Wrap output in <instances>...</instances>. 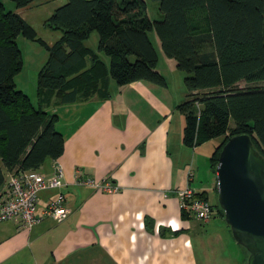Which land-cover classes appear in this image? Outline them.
Instances as JSON below:
<instances>
[{"label": "trees", "instance_id": "1", "mask_svg": "<svg viewBox=\"0 0 264 264\" xmlns=\"http://www.w3.org/2000/svg\"><path fill=\"white\" fill-rule=\"evenodd\" d=\"M6 1L17 10L37 0ZM148 1L158 17L149 14L147 0H66L43 23L60 33L52 45L0 1V189L4 172H38L62 155L64 136L50 106L107 99L111 83L166 86L152 32L162 55L184 74L186 99L175 108L184 118L183 146L222 138L209 158L213 173L223 145L238 134L248 135L264 158V0ZM93 33L96 50L85 45ZM19 36L47 52L36 74L35 105L16 88ZM198 196L209 202L206 192ZM209 204L223 219L217 203Z\"/></svg>", "mask_w": 264, "mask_h": 264}, {"label": "crops", "instance_id": "2", "mask_svg": "<svg viewBox=\"0 0 264 264\" xmlns=\"http://www.w3.org/2000/svg\"><path fill=\"white\" fill-rule=\"evenodd\" d=\"M35 4L14 12L23 18L21 12ZM157 54L164 87L132 82L119 88L111 83L107 99L48 108L59 117L64 150L38 172L50 177L60 167L64 185L39 193L37 213L59 192L70 213L59 223L44 219L30 229L1 223L0 264H200L194 239L204 237L200 230L212 227L217 214L206 223L182 216L176 192L187 186V172L194 168L189 186L207 193L197 176L204 166L197 148L183 146L184 118L176 117V106L186 99L184 74L161 51ZM176 118L181 129H175ZM4 176L6 181L8 174ZM76 180H109L117 191L80 186ZM244 258L243 251V260L235 264ZM209 260L204 255V264Z\"/></svg>", "mask_w": 264, "mask_h": 264}, {"label": "rangeland", "instance_id": "3", "mask_svg": "<svg viewBox=\"0 0 264 264\" xmlns=\"http://www.w3.org/2000/svg\"><path fill=\"white\" fill-rule=\"evenodd\" d=\"M0 1L4 3L6 10L14 11L16 9L12 2L6 0H0ZM65 2L66 0H38L36 1L37 3L35 4L36 6L32 10L28 12L27 11L21 12L23 18H25L27 23H29L34 29L36 36L47 44H51L55 42L60 37V33L45 28L43 26V23L56 8L63 5ZM147 3H148L149 14L152 17L155 18L158 17V15L155 13L156 4L148 0ZM149 35L156 50L160 51L159 43L155 34L152 32ZM17 44L22 54L23 68L15 78L17 85L16 88L18 90L20 89L25 90V93L30 97L31 101L35 105L36 74L38 70L45 63L47 58V52L37 42L29 41L22 36H19L17 38ZM85 45L93 50H96L98 45L97 34L96 33L91 34L89 39L85 41ZM168 76H170L169 78H171V75H169V73ZM171 80H172V85L175 84V80L173 78ZM176 117L182 118V115L176 112ZM68 118H70V116H68ZM180 118L178 123L176 118L175 125L179 124V127L176 126L175 129H181ZM230 125H233V123L230 122ZM221 142H222V138H216L208 142H204L203 144H200L197 147V151L195 152V153L198 152L199 156H201L200 157L201 164L199 163V165L204 166L203 170L200 169L199 172L197 171V176L200 177L199 182H202L203 185L205 186L206 191L208 193L209 202L211 204L216 203L217 194L214 190L216 177L213 175V173L210 170L209 158L212 152L214 151V149ZM191 158L192 160H194V156L192 154H191ZM191 170L193 171L194 168L193 169L191 168ZM211 224L212 227L208 225H204L200 230L201 234H204L203 238L195 237L194 239V244L196 247L199 263L204 264V255L210 258V260L208 261L209 264H222V261L224 259H227L228 261L226 263L229 262V264H235L238 263L240 260H243V251L238 245L234 243L233 238L229 233L230 230L228 231L227 227L225 226L226 224L224 223V220L219 216H215L211 220ZM193 236H196V234H194ZM196 241H198V246L196 244ZM202 241H204L203 248L200 247V243Z\"/></svg>", "mask_w": 264, "mask_h": 264}, {"label": "water", "instance_id": "4", "mask_svg": "<svg viewBox=\"0 0 264 264\" xmlns=\"http://www.w3.org/2000/svg\"><path fill=\"white\" fill-rule=\"evenodd\" d=\"M216 203L245 264H264V158L251 138L238 134L223 145L215 168Z\"/></svg>", "mask_w": 264, "mask_h": 264}, {"label": "built area", "instance_id": "5", "mask_svg": "<svg viewBox=\"0 0 264 264\" xmlns=\"http://www.w3.org/2000/svg\"><path fill=\"white\" fill-rule=\"evenodd\" d=\"M193 180V171L189 168L186 175L187 186L176 192L181 212L202 223L210 221L212 209L209 202L198 196L189 183ZM80 186H88L99 191L113 193L117 191L109 180H76ZM64 185L63 171L56 168L55 173L45 177L37 171H24L10 174L0 189V224L14 222L23 229H30L44 219L61 222L67 218L70 210L65 205V197L59 192L54 199L48 200L45 207L37 213L39 193L60 189Z\"/></svg>", "mask_w": 264, "mask_h": 264}]
</instances>
